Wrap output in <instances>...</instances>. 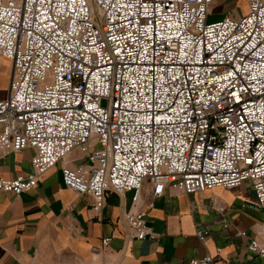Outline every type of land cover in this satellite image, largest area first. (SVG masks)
I'll return each mask as SVG.
<instances>
[{
  "label": "built area",
  "instance_id": "built-area-1",
  "mask_svg": "<svg viewBox=\"0 0 264 264\" xmlns=\"http://www.w3.org/2000/svg\"><path fill=\"white\" fill-rule=\"evenodd\" d=\"M214 1L0 0V57L12 69L0 157L33 150L29 172L0 171V192L33 190L77 150L86 162L61 167L64 186L94 212L106 193H131L123 217L142 241L154 238L146 182L151 199L249 182L260 221L247 248L264 257V0L208 22Z\"/></svg>",
  "mask_w": 264,
  "mask_h": 264
},
{
  "label": "crops",
  "instance_id": "crops-1",
  "mask_svg": "<svg viewBox=\"0 0 264 264\" xmlns=\"http://www.w3.org/2000/svg\"><path fill=\"white\" fill-rule=\"evenodd\" d=\"M247 11L248 0H215L207 21L238 19ZM11 70L10 62L0 57V100L8 95ZM32 155V149H25L1 156V175L12 179L29 172ZM85 162L73 150L33 190L18 196L0 192V264H187L206 255L209 264H264V257L247 248L260 221L249 182L192 195L166 189L154 199L146 182L141 206L152 202L146 223L154 238L139 241L123 217L131 193H106L103 208L94 212L90 196L64 186L61 167ZM199 230L207 232L203 239L197 236ZM104 238L109 242L102 248ZM94 247L100 251H92Z\"/></svg>",
  "mask_w": 264,
  "mask_h": 264
}]
</instances>
